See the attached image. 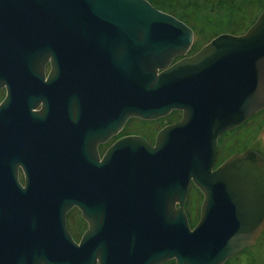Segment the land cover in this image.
<instances>
[{"label": "water", "instance_id": "1", "mask_svg": "<svg viewBox=\"0 0 264 264\" xmlns=\"http://www.w3.org/2000/svg\"><path fill=\"white\" fill-rule=\"evenodd\" d=\"M192 38L148 0H0V78L35 74L48 56L61 64L63 53L75 92L95 87L111 107L108 134L133 116L182 112L153 145L127 135L99 157L94 144L68 173L74 180L61 182L48 163L47 182L32 190L30 233L6 231L13 188L1 186L0 264L19 240L27 252L32 242L34 264H221L258 236L264 158L248 149L213 164L218 136L264 108V9L242 34L220 33L187 54ZM7 167L1 156L0 184ZM190 183L203 197L193 227ZM73 205L88 224L79 242L65 224Z\"/></svg>", "mask_w": 264, "mask_h": 264}, {"label": "flooded vegetation", "instance_id": "2", "mask_svg": "<svg viewBox=\"0 0 264 264\" xmlns=\"http://www.w3.org/2000/svg\"><path fill=\"white\" fill-rule=\"evenodd\" d=\"M61 59L62 63L59 64L55 62L57 58L48 56L41 66L33 69L35 74L24 75L19 69H7L1 72L0 157L3 156V160L8 165L4 172L8 181L1 182L0 187L13 188L10 195L12 213L8 214L7 206L5 207L6 231L10 234L26 233L28 230L29 233L31 232L30 224L34 219L30 207L32 190L35 185H43L47 182L44 176L48 163L51 166L58 165L57 170L64 174V177H60V181L68 182L74 180L68 173L73 172L79 158L82 159L84 155L88 157L94 144L101 157L113 142L123 136L140 135L151 145L155 141L154 139L151 142L147 137L136 132L124 131L130 121L133 123L138 119L134 116L124 123L120 122L116 125L115 131L108 134L107 129L111 125L108 112L111 111V107L107 108L108 103L104 100L103 94L94 91L95 87H90L88 91L85 86L82 93L75 92L72 88L66 55L62 53ZM105 68L106 75H112L113 69ZM97 70L85 69L88 75L94 77ZM262 112L264 108L236 125L246 123V129L231 136L232 142L241 144V147H237L232 154L251 149L264 158V135L257 138L259 133L255 134L253 129L254 126L258 124L262 126L264 123L263 116L261 123L257 118ZM114 113L117 119L115 107ZM234 128L236 127L231 129ZM64 217L69 233V222L75 218L80 220L83 227L82 234L88 228L87 221L81 216V210L77 205L71 206ZM82 234L75 239L70 233L76 242L81 240ZM19 241V245L12 250L8 248V254L1 259L5 264H34L32 242L29 240V253L25 249L27 244L23 240ZM221 264H264V223L252 244L231 253Z\"/></svg>", "mask_w": 264, "mask_h": 264}, {"label": "rangeland", "instance_id": "3", "mask_svg": "<svg viewBox=\"0 0 264 264\" xmlns=\"http://www.w3.org/2000/svg\"><path fill=\"white\" fill-rule=\"evenodd\" d=\"M155 5L161 8L179 20L187 24L193 30L192 44L187 50V54H193L200 47L207 44L209 40L220 33L242 34L253 21L258 17V14L264 9V0H154ZM152 4V3H150ZM154 6V5H153ZM156 8V7H155ZM257 113V112H256ZM262 112L257 118L259 123L263 121ZM181 118L180 110H172L164 117H158L154 120H134L130 121L125 126V132L138 133L147 137L151 142L154 141L157 131L168 123H174ZM264 123L262 124V126ZM256 125L253 127L255 134L259 138L264 135V127ZM260 128V130H259ZM246 123L236 126L234 129L224 131L217 138V148L214 165L218 166L227 156L241 144H235L231 141V136L236 135L240 131H245ZM254 134V135H255ZM253 135V136H254ZM188 193L185 202V211L187 212L188 222L193 227L199 218V206L201 205L202 193L192 183L188 187ZM195 200V209L192 219H189V206L191 201ZM72 216V215H71ZM68 228L75 239L82 234L80 220L75 218L69 222ZM252 244V243H251ZM223 263V262H222ZM162 264H175V260H168Z\"/></svg>", "mask_w": 264, "mask_h": 264}, {"label": "trees", "instance_id": "4", "mask_svg": "<svg viewBox=\"0 0 264 264\" xmlns=\"http://www.w3.org/2000/svg\"><path fill=\"white\" fill-rule=\"evenodd\" d=\"M150 3H152V5H154V7H156L157 9H160L161 8L159 6H157V4L155 5V1L154 0H148ZM196 201L192 199L191 203H190V206H189V216H190V219H192V216L194 215V207H195V203Z\"/></svg>", "mask_w": 264, "mask_h": 264}]
</instances>
